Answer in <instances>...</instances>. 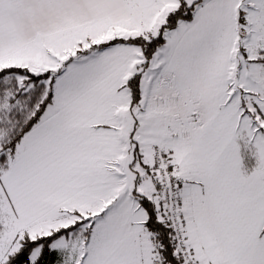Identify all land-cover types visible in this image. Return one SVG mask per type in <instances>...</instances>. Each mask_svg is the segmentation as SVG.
I'll return each instance as SVG.
<instances>
[{
    "label": "snow or ice",
    "instance_id": "obj_1",
    "mask_svg": "<svg viewBox=\"0 0 264 264\" xmlns=\"http://www.w3.org/2000/svg\"><path fill=\"white\" fill-rule=\"evenodd\" d=\"M0 264H264V0H0Z\"/></svg>",
    "mask_w": 264,
    "mask_h": 264
}]
</instances>
